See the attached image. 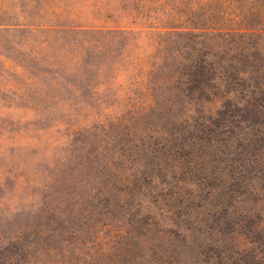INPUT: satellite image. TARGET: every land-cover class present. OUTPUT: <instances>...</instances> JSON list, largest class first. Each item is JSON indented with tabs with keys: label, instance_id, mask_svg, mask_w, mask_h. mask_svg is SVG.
<instances>
[{
	"label": "rangeland",
	"instance_id": "1",
	"mask_svg": "<svg viewBox=\"0 0 264 264\" xmlns=\"http://www.w3.org/2000/svg\"><path fill=\"white\" fill-rule=\"evenodd\" d=\"M222 7L0 0V264H264L256 75L207 93L210 121L170 92L169 32Z\"/></svg>",
	"mask_w": 264,
	"mask_h": 264
},
{
	"label": "trees",
	"instance_id": "2",
	"mask_svg": "<svg viewBox=\"0 0 264 264\" xmlns=\"http://www.w3.org/2000/svg\"><path fill=\"white\" fill-rule=\"evenodd\" d=\"M214 1L223 6L218 12L223 25L169 32L172 39L177 37L183 42L177 51L182 60L172 64L169 79L176 86L175 91L170 92L181 97L182 107L193 110L204 121H210L208 115L217 112L211 109L212 105L226 107L224 97L209 99L212 96H207L214 90L220 91L225 82L244 81L239 77L254 73L256 80L251 76L243 90L254 98L264 97V0L256 5L253 0ZM255 21L263 25L253 26ZM234 62L239 63V67H233ZM253 62L257 64L255 69ZM169 68L164 67L165 70Z\"/></svg>",
	"mask_w": 264,
	"mask_h": 264
}]
</instances>
